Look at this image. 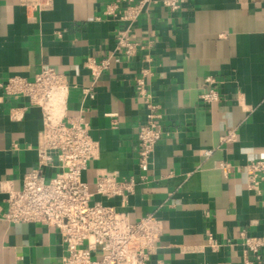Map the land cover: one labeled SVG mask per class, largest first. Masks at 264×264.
Listing matches in <instances>:
<instances>
[{"label": "crops", "instance_id": "0c3cea01", "mask_svg": "<svg viewBox=\"0 0 264 264\" xmlns=\"http://www.w3.org/2000/svg\"><path fill=\"white\" fill-rule=\"evenodd\" d=\"M114 3L117 12L126 5L54 0L39 13L21 0H0V82L33 80L47 66L64 75L67 116H81L100 147L83 177L92 190L99 170L136 178L126 206L120 197L95 199L131 220L149 213L163 220L154 263L245 264L253 254L242 234L264 238V181L250 189L246 172L249 162L264 159V0H186L176 12L152 4L131 32L143 46L132 57L115 52L116 33L128 23L106 13ZM106 58L109 67L95 74L94 64ZM144 68L151 70L146 88L164 128L146 178L137 146L148 113L137 89ZM209 75L221 97L205 105L199 95ZM43 124L39 106L0 88V264H59L63 255L56 228L3 217L7 191L20 188L37 164ZM229 133L232 140H222ZM220 160L231 163L228 174ZM261 256L264 264V247Z\"/></svg>", "mask_w": 264, "mask_h": 264}, {"label": "built area", "instance_id": "2783aa9c", "mask_svg": "<svg viewBox=\"0 0 264 264\" xmlns=\"http://www.w3.org/2000/svg\"><path fill=\"white\" fill-rule=\"evenodd\" d=\"M118 1H124L126 5L117 12L118 5L114 3L108 6L106 13L128 23V28L116 33L115 52L132 57L143 48L131 32L144 11L152 4H161L176 12L186 0ZM21 4L27 10L42 13L53 8L54 0H21ZM109 59L94 64L97 66V71L94 67L95 74L109 67ZM149 74L151 70L144 68L137 80L138 92L148 108L137 136L138 164L143 178L147 177L155 147L164 136L160 105L153 101L146 88L145 77ZM0 88L9 95L26 98L32 105L39 106L44 117L37 146V164L24 175L20 188L7 191V209L3 217L12 223L32 222L56 228L63 245L59 264H169L162 260L153 262L164 231V222L159 216L149 213L131 220L127 211L95 199L98 195L120 197L124 207L138 182L135 177L125 178L115 171L99 170L92 190L84 179L83 173L90 162L98 158L100 147L91 137L89 124L81 116L68 118L69 82L64 75L47 66L33 80L14 76L6 83L0 82ZM84 93L94 96L89 89ZM220 97L216 78L207 76L204 90L199 95L201 103L211 105ZM232 137L233 134L229 133L222 140L229 141ZM212 151L208 149L205 153L209 155ZM217 166L228 174L232 165L220 160ZM49 168L56 169L50 177L45 174ZM246 172L248 187L258 191L264 181V159L249 162ZM242 235L245 250L253 254L245 264H262L264 238ZM209 244L213 248L220 246L212 236Z\"/></svg>", "mask_w": 264, "mask_h": 264}]
</instances>
